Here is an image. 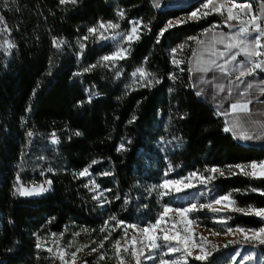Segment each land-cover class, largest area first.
Returning a JSON list of instances; mask_svg holds the SVG:
<instances>
[{
	"label": "trees",
	"instance_id": "obj_1",
	"mask_svg": "<svg viewBox=\"0 0 264 264\" xmlns=\"http://www.w3.org/2000/svg\"><path fill=\"white\" fill-rule=\"evenodd\" d=\"M201 1L176 7L150 0H78L75 5L8 0L7 6L0 0V15L11 29L0 32V264H60L51 250L36 247L39 235L60 231L63 241L73 240L84 252L96 249L75 264H115L122 251L97 252L105 237L118 240L125 225H149L165 206L202 205L230 195L233 209L264 208V178L231 168L264 160V146L243 144L224 131L223 118L191 87L190 39L205 28L224 27L216 12L201 19L183 17ZM118 9L124 10L122 19ZM174 19L186 22L166 26ZM97 21L120 28L129 21L142 22L140 38L128 44L126 57L113 66L100 61L111 51L109 43L86 31ZM53 38L66 43L56 48ZM5 40L14 47L7 48ZM173 49L179 64L170 60ZM140 67L160 83L129 84L130 73ZM89 94H94L91 102ZM29 132L33 135L26 139ZM53 134L58 143L52 142ZM94 160L98 163L92 164ZM89 165L90 178L106 198L93 199L89 185L77 175ZM42 168L51 181L47 190L21 196L17 190L38 180ZM211 168L223 175L217 172L213 180L202 182ZM193 173L197 176L187 189L161 195L166 192L160 189L163 180ZM233 209L204 207L189 217L218 233L264 225L259 217ZM117 221L124 223L117 226ZM65 227L74 229V235ZM157 243L159 252L179 244ZM208 245L204 260L181 248L168 256L180 254L176 264H264V244L245 237ZM135 249L134 264H153L142 259L137 244Z\"/></svg>",
	"mask_w": 264,
	"mask_h": 264
},
{
	"label": "snow or ice",
	"instance_id": "obj_2",
	"mask_svg": "<svg viewBox=\"0 0 264 264\" xmlns=\"http://www.w3.org/2000/svg\"><path fill=\"white\" fill-rule=\"evenodd\" d=\"M4 3H5V6H7L8 0H4ZM59 3L61 5H68V4L75 5L78 3V0H59ZM229 5L230 6L226 5L224 2H222V0H204V3L201 5V8H198L195 11L191 12L189 14L188 19H201L202 16L210 15L213 12L220 13L221 15H223L224 10L227 7V16H226L224 23L227 26L232 27V25L229 24V22L238 19V14L234 15L233 9H242L247 14V11L250 9V6L246 5V4H237L235 2V0H229ZM202 9L205 11H203V13L201 15ZM124 15H125L124 10L118 9L117 16L122 19L124 17ZM261 20H262V17H258L256 15H253L250 20L241 24V26L239 27L237 32L230 34V35H227V36H222V39L220 41L221 43L224 41V39L228 40V43L225 45L226 52H220L218 54V57L223 59V63H219L218 60L213 59V60H210L208 62V65L198 66L195 70L198 72H210V71H213V68L210 65H215V70L218 71L221 74V76H232V75L235 76V81H236L235 84L233 83V81L231 79L228 81V83L230 85V87L228 88L229 95H232L233 89L238 88V85L242 83L245 85V90L240 91L237 94L242 96V97L248 96L250 94L249 90L254 91L257 86L254 85L251 81H245L243 78L246 76H253L257 69L264 71V24L258 22ZM185 22L186 21H184V20H177L175 23L181 24V23H185ZM129 23L131 24V28L127 33H125L122 36V39L126 40L130 45L134 40H138L140 38V28H141L142 22L141 21H129ZM245 23L247 26H245ZM0 25H3V27L0 28V32H11V29L8 27L4 16H2V15H0ZM172 26H174L173 23L169 22L168 27H172ZM118 27H119V24L113 23L112 21H107V22L99 21L98 26L93 27V28H89L88 32L91 35H95L97 32H99L100 33V36H99L100 39H108V37L105 36L104 33L108 32L109 30H114ZM101 30H103V31H101ZM166 30H167V28L162 29L160 34L163 35L164 31H166ZM81 39L87 40L88 37L85 36V37H82ZM4 43L7 46V48H9V49L14 47V44L10 43L8 40H5ZM65 43L66 42L64 40H57L56 38H53V46L56 48H60L61 45H64ZM83 48H84V45L81 44V51H83ZM232 49H238L239 52L233 53L231 51ZM128 51H129L128 48L118 49L116 52H113L112 54H110L108 56L102 57L101 62H112L114 65V63L117 60L124 59L126 57V55L128 54ZM175 51L176 50L173 49V53H175ZM240 53H242L243 55H245L248 58L247 65H243L242 62L237 61L236 56ZM230 62L233 63V65H234L231 70H229V68L227 67V65ZM173 63L179 64L180 61H177L175 58H173ZM106 66H107V63H106ZM91 67H95V65H93ZM87 70L88 69H86V71ZM189 71H192V69H189ZM237 72H238V75H236ZM116 74L120 75L119 72H117ZM132 75L134 77H138L140 81L145 82V84L142 86H151V85H153L154 82L160 83L159 80H154V78H150V77H152V74L148 73L143 67L137 68L136 71ZM169 78L175 79V77L171 76V75ZM216 79H218V77L214 76L213 80H216ZM209 83H211V82H209ZM259 84L261 85L259 87V92L262 95H264V80H261L259 82ZM218 87H219L220 91L225 90V85H223V84H219ZM169 91L171 92L172 89H169ZM202 92H203L202 89L198 90L196 92V95L200 96V95H202ZM93 95L94 94H89L88 102H91ZM251 102L252 101L249 99V100L244 101L243 103H241V102L231 103L229 106L230 111L233 113H235L237 111L243 112V113H248L249 112L248 105ZM81 103H83V102H81ZM28 110L30 111V109H28ZM180 118L184 119L185 117L181 116ZM135 119L136 118L133 117V120H135ZM229 130L230 129L228 127H226L224 129V131H226V132ZM28 135L32 136L33 134L31 132H29ZM75 135L79 136L80 133L76 132ZM52 142L53 143L59 142L58 139L55 138V134H53V141ZM123 147L124 146L121 145L120 148H118L117 150L120 151L123 149ZM96 163H98V161H95V160L92 161V164H96ZM90 167H91V165H89L88 168H85L80 173H78V175L79 176L88 175ZM237 167H241V166L237 165ZM260 167L262 169H264V165H261ZM251 168L256 169L257 165L255 163H253L251 165ZM206 171H208L211 174L206 176V177H203L202 182L205 180L210 182L211 180H213L215 178V176L212 174H215L217 172H219L220 175H223V172H221L217 168L207 169ZM103 175H110V173H103ZM165 175H167V173H165ZM191 175H196V174L193 173ZM245 175H252L255 177V176H257V173L255 171H253L252 173L245 172ZM259 177L264 178V170H262L259 173ZM47 183L50 185L51 181H47ZM90 183L94 185V188L99 187L98 185H95L94 181H90ZM180 183H181V181H179V180H176V181L165 180L160 185V187H166L169 184L178 185ZM85 186L87 187V185H85ZM46 190L47 189H45L44 187L41 186L38 190H36V189H33V190L18 189L17 191L19 192V194L21 196H31V195H38L41 192H44ZM177 190H179V189H177ZM252 191H260V190L252 189ZM166 194H168V193L167 192L161 193V195H166ZM260 194L264 195V191H260ZM97 198L98 197L93 196V199H97ZM221 201H229L232 204L235 203L234 201L230 200V195L221 197L214 202L220 203ZM204 207L210 208L211 206L210 205L197 206L196 204H192L188 208L175 209V211L180 213V214H184V213H188V212L199 211L201 208H204ZM170 210L171 209L168 206H165L164 213L162 214L161 218L163 217V215L167 214ZM212 210L217 211V209H212ZM233 210L242 212L245 215H254L256 217H259L262 221H264V208L256 209V208H252L251 206H249L247 209L234 208ZM161 218H158L156 220L155 224L150 226L152 230L156 229V227L158 225H160ZM110 219L114 220L115 217H111ZM107 223L108 222L106 221L105 224L107 225ZM123 223H124L123 221H117V226L122 225ZM128 227H135V226L129 225ZM103 230L104 229H102V231ZM141 231L144 234H146L147 239L151 243L152 249L158 248L160 246L157 243L158 237L151 235L149 228H144ZM228 231L232 232L233 230L231 228H229ZM236 231L244 234L246 240H249L252 242H259L260 244H264V227H261L260 229H255V230L249 229V230H247V232L244 229L238 228V229H236ZM247 233H251V235H248ZM105 239H107V237H105ZM163 240L165 242L176 240L177 243H181V242L186 243V240H184V241L178 240L176 235H173V236L164 235ZM36 247L39 248L40 244L37 243ZM81 250L82 249H78L77 251H81ZM178 250L179 249L171 247V246H169V248H168L169 252H174V251H178ZM91 251L95 252L96 249L93 248V249H91ZM116 251L118 254L121 251L119 241H117V244H116ZM124 251L127 252L128 249L125 248ZM185 251L187 252L188 255H193V253L191 251H189L188 248H185ZM72 255H73V264H75V253H73ZM130 255L133 257L137 256L135 245H133V250L131 251ZM206 256H207V253H204L203 249H201V254H195L194 259L204 260V259H206ZM103 258L104 257L101 256V259H103ZM61 259H63V255H61ZM248 259H251V257L249 256ZM121 264H123V261H121ZM137 264H139L138 260H137ZM161 264H167V262L162 261Z\"/></svg>",
	"mask_w": 264,
	"mask_h": 264
},
{
	"label": "rangeland",
	"instance_id": "obj_3",
	"mask_svg": "<svg viewBox=\"0 0 264 264\" xmlns=\"http://www.w3.org/2000/svg\"><path fill=\"white\" fill-rule=\"evenodd\" d=\"M150 1L153 5H157V4H163V2H165L166 0H164V1L163 0H150ZM171 1H174V0H170V2ZM245 1H246L245 4H248L249 2H253L254 3L253 7H254L255 2H256V1H252V0H245ZM189 2H191V0H188V3ZM235 2L237 4L242 3L239 1H235ZM228 6H230V5H228ZM201 11H203V9ZM189 14H186L187 17H185V18H188ZM176 21L177 20L168 21L166 26L169 25V22L176 24L175 23ZM98 22L99 21L95 22L92 26L88 27L86 31H87L89 36L100 40L102 43H109V45L111 47V51L108 54L102 55L100 57V61H101L102 57L108 56V55L112 54L113 52H116L118 49L128 48L129 43L126 40L122 39V36L130 30L131 24H129V26L127 28L118 27L114 30H109L108 32L104 33V35L107 36L108 39H100L99 38V36H100L99 32H97L95 35H91L88 32L89 28L97 27ZM104 22H107V21H104ZM113 23H115V22H113ZM236 24H237V22H233L234 26ZM101 31H103V30H101ZM231 51L233 52V49ZM177 52H178L177 50L175 51V53H173L171 51L169 52V56L171 58L170 60L172 63H173V58H175L176 60L178 59ZM102 63L104 65H106V63H107V65L113 66L112 62H102ZM173 64L175 65V63H173ZM198 66L199 65H195L194 62H191V63L189 62V66H188V72L190 73V78H191V86H192V89L194 92H197L198 90L202 89V86H200V84H199L200 79L197 76H195L194 74H192V72H196L195 69ZM189 69H192V71H189ZM135 71L136 70H134L130 73L129 84H131V85H136V84H139L141 82H144V81H140L138 77H134L132 75ZM150 78H152V77H150ZM259 126L261 128V124ZM253 163H255L257 165L256 169L251 168V165ZM239 166H241V167H237V165H234L231 168L233 170H236L239 172L242 171V172L252 173L253 171H255L257 173V175H259V173L262 170H264L260 167L261 165H259V162H249V163L242 164ZM81 171H79L78 173H80ZM78 173H77V175H78ZM196 176L197 175L189 174V175L179 177V178H175V179H167L169 181L179 180V181H181V183L178 185L169 184L166 187H160V189L163 191H166V192H177L179 190L187 189L189 187V185L191 186L193 184V180ZM82 177L85 179V182L89 185V188L91 189L94 196L98 197L99 199L106 198V192L105 191H103L99 188H94V185L90 183V181H93V180L90 178L89 174L82 176ZM164 181L165 180H163L160 183V185ZM25 186H27V185H25ZM20 189H22V190H33L36 188L33 185H28L27 187L20 188ZM177 189H179V190H177ZM224 196H226V195H224ZM224 196L216 197L212 201H210L206 204H202V205H210L211 206L210 208H218V209H226V210L233 209V206L231 205V203L229 201H221L220 203L214 202L217 199L224 197ZM192 204H196L197 206H200L199 204L193 202V203L188 204L187 206H185L183 208H188ZM169 208L171 210L167 214L163 215L162 218H161V216L164 213V210L157 217V219L161 218V223L154 230H152L150 226L155 224L157 219L154 222H152L149 225L144 226V227H128L127 225H125L123 227L124 232H122V234L118 240L108 239L109 235H107L106 236L107 240L103 244H101L102 246L100 245L97 248L98 254L99 255L103 254L106 251V249L116 250V244H117V241H119L122 254H121L120 259L115 264H121V261H123V264H134L136 257L131 256L130 253L133 250V245L136 246V244L140 248V252L143 253L142 259L143 260H146V259L152 260L153 264H161L162 261L167 262V264H176L179 261H181L180 254H172V255L168 256L169 254L173 253V252H169L168 248L163 252H159L158 248L152 249L151 243L147 239L146 234H144L141 231L144 228H149L150 234L158 237V239H163L164 235H168V236L176 235L178 240H181V241L186 240V243L181 242V243H179L173 247L177 248V249L181 248L184 251H185V248H188V250L193 253L192 256H194L195 254H201V249H203L204 253L208 254L209 253V245L208 244L210 242L214 243V244H223V243H228V242H230L236 238L245 237L244 234L236 231V229H238V228H231L233 230L232 232H229L228 229H225L223 232L218 233V232L212 231L208 228L201 227V226L197 225L196 223H194L190 219V217H189L190 212L180 214V213L176 212L175 209H183V208H172V207H169ZM262 227H264V225ZM241 229H243V228H241ZM64 230H67L71 235H74L73 234L74 229H72L71 227H65ZM244 230L247 232V230H249V229H244ZM253 230H255V229H253ZM247 234L251 235V233H247ZM158 239H157V241H158ZM173 241H176V240H173ZM37 243H39L40 246L51 250L52 256L55 257V259L60 264H73V255H72L73 253H75V260H78L80 257H83L87 254L92 253V251L84 252L82 246L75 244L73 242V240H71L69 242L63 241L61 238V231L56 232V233H52V232L43 233L37 237ZM125 248L128 249L127 252L124 251ZM78 249H82V250L77 251ZM61 255H63V259H61Z\"/></svg>",
	"mask_w": 264,
	"mask_h": 264
},
{
	"label": "crops",
	"instance_id": "obj_4",
	"mask_svg": "<svg viewBox=\"0 0 264 264\" xmlns=\"http://www.w3.org/2000/svg\"><path fill=\"white\" fill-rule=\"evenodd\" d=\"M192 1L194 0H191V2ZM223 1L227 2V0H222V2ZM164 3L166 6L170 5L178 7L187 5L188 0H174L171 2L170 0H166ZM203 3L204 0H202L197 5V7L191 10L189 13L195 11L198 8H201V5ZM245 3L246 2H242L239 4ZM246 5H249V3ZM203 11L201 12L203 13ZM233 14H238V19L236 21L233 20L229 22L232 27H229L224 23L227 16V8H225L223 15L219 13V17L222 19L221 24L224 27L205 28L201 30L198 35L190 39L191 52L188 55L187 67L189 66V62H194L195 65L205 66L208 65V62L213 59L218 60L219 63H223V59L219 58L218 54L220 52H226L225 45L228 43V40L224 39V41L221 43L220 41L222 39V36H227L237 32L241 24L250 20L253 15L260 17L263 14V7L260 3L255 2L254 7L250 6V9L247 11V14L242 9H233ZM183 17H187L186 14L183 15ZM233 22H237V24L234 26ZM245 26H247L246 23ZM179 48L180 47H178L177 50H179ZM237 52H239L238 49H233V53ZM241 55V58L237 59V61L242 62L243 65H247V57L242 53ZM210 66L213 68V71L192 72V74H194L200 79L199 84L200 86H202L203 90L202 95L196 96L203 100L207 105L212 107L223 118L225 126L230 129L229 132L237 141L252 146H264V102L262 101L264 95L259 92V87L261 86L259 82L262 79L255 75L246 76L243 79L245 81H251L254 85L257 86L256 89L254 91L249 90L250 94L248 96L242 97L237 94L238 92L245 90V85L241 83L238 85V88L233 89V94L229 95L228 88L230 87V85L228 81L230 79H228V76H221V74L215 70V65ZM233 66V63L231 62L227 65L229 70H231ZM236 75H238V72L236 73ZM214 76L218 77V79L213 80ZM232 77L233 78L231 80L235 84V76L232 75ZM219 84L225 85L224 91L219 90ZM194 93L196 94V92ZM249 99L252 102L248 105V113H243L239 111L233 113L230 111L229 106L231 103H243L244 101ZM260 124L261 128L259 126ZM257 162H259V165H264V160Z\"/></svg>",
	"mask_w": 264,
	"mask_h": 264
},
{
	"label": "built area",
	"instance_id": "obj_5",
	"mask_svg": "<svg viewBox=\"0 0 264 264\" xmlns=\"http://www.w3.org/2000/svg\"><path fill=\"white\" fill-rule=\"evenodd\" d=\"M226 5H229V2H226V1H223ZM256 2H258V3H260L261 5H262V7H263V14L260 16V17H262V20L261 21H258L259 23H262V24H264V0H256ZM255 34V33H254ZM238 53V52H237ZM241 53L240 54H238L237 56H236V59H239V58H241ZM247 63H248V58H247ZM233 77L232 76H228V79H232ZM262 101L264 102V97L262 98ZM26 139H29L31 136H29L28 134L26 135ZM15 166H16V164H15ZM38 172H39V174L41 175L40 176V178L38 179V180H36V181H30L29 183H28V185H33L35 188H36V190H38L41 186L42 187H44V180H46L45 178H44V174H46L45 172H43V168L42 169H39L38 170ZM27 185V186H28ZM43 192H41L40 194H42Z\"/></svg>",
	"mask_w": 264,
	"mask_h": 264
},
{
	"label": "bare ground",
	"instance_id": "obj_6",
	"mask_svg": "<svg viewBox=\"0 0 264 264\" xmlns=\"http://www.w3.org/2000/svg\"><path fill=\"white\" fill-rule=\"evenodd\" d=\"M235 1H239V0H235ZM252 1H256V0H252ZM227 2H229V0H227ZM254 75L258 76L260 79L264 80V71L257 69L256 72L254 73ZM46 171L47 170H43V172H45V173H46ZM47 187H48L47 181L44 180V188L47 189ZM38 195H40V194H38Z\"/></svg>",
	"mask_w": 264,
	"mask_h": 264
}]
</instances>
